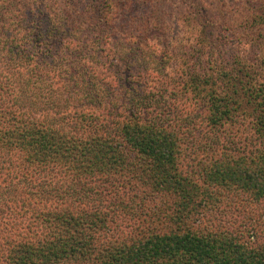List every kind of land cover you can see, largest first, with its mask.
Instances as JSON below:
<instances>
[{"label": "trees", "instance_id": "1", "mask_svg": "<svg viewBox=\"0 0 264 264\" xmlns=\"http://www.w3.org/2000/svg\"><path fill=\"white\" fill-rule=\"evenodd\" d=\"M82 1L0 0V264H264V39L185 0L183 53L119 43L136 0Z\"/></svg>", "mask_w": 264, "mask_h": 264}, {"label": "rangeland", "instance_id": "2", "mask_svg": "<svg viewBox=\"0 0 264 264\" xmlns=\"http://www.w3.org/2000/svg\"><path fill=\"white\" fill-rule=\"evenodd\" d=\"M197 1H200V4L205 5L210 11L209 16L218 19V24L220 21L222 24L227 21L232 28L233 24L241 25L244 21L240 28L242 35L239 39L241 41L237 40L238 42L234 44L240 43L238 47L241 49L256 51L255 47L264 39V31L258 27L264 28V26H255L253 18L259 12L264 0H188V3L193 5V2ZM184 2L185 0H136L131 9L128 8L126 12L118 11L114 39H119V43L128 41L127 39H138L135 36L145 27L144 36L146 39H158L157 41H160L159 50L162 49V44L164 46L166 43L169 47L175 48L177 52L183 53L191 44L193 46L192 39L196 38L194 30L196 27L192 25L193 19L187 18V14L184 13L191 8L186 7ZM84 4L85 0L80 4V8ZM248 18L252 22L248 23ZM246 24H252L253 27L246 26ZM165 40L167 42H164ZM252 42L256 45L252 46ZM249 56L251 57L252 54Z\"/></svg>", "mask_w": 264, "mask_h": 264}]
</instances>
